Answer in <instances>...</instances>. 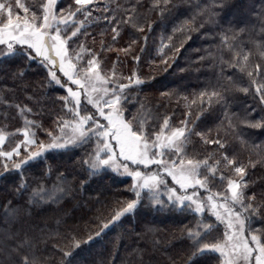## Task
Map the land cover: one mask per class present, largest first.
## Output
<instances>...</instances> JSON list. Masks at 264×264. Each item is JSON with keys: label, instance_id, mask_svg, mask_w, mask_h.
I'll use <instances>...</instances> for the list:
<instances>
[{"label": "trees", "instance_id": "16d2710c", "mask_svg": "<svg viewBox=\"0 0 264 264\" xmlns=\"http://www.w3.org/2000/svg\"><path fill=\"white\" fill-rule=\"evenodd\" d=\"M22 2L30 8V17L41 0ZM117 4L119 11H115ZM69 5H74V0H58L56 11ZM90 7L93 17L84 25L86 34L74 38L71 46L73 63L86 67V61L92 59L85 53L83 60H75L76 52H85L79 47L83 44L95 54L98 70L105 77L133 85L125 92V120L131 121L135 116L138 121H145V128L158 132L165 118L178 127L186 115L190 114L191 121H197L199 116L195 132L210 141L220 140L225 146L221 149L192 135L184 159H207L209 165L217 168V176L224 175V180L209 176L208 187L212 193L225 195H230L226 191L228 180L240 179L234 168L245 167V202L254 197L251 202L255 211L243 213L250 217L244 235L255 234L264 243V105L256 98L247 76L248 71L255 76L256 65H260L261 74L255 78L258 84L264 83V47L256 46L264 45V35L259 34L264 27V0H168L167 4L164 0H97ZM105 8L109 11L104 12ZM14 15L25 18L22 9L14 8ZM104 15L132 20L121 22L117 34L112 30L113 24L104 22ZM77 19L84 17L78 15ZM3 20L4 14H0V22ZM242 28L245 32L240 34V40L243 51L249 54L247 62L222 43L224 37L234 43L231 37ZM71 30L69 26L68 31ZM6 52L7 48L0 45V134L6 137L2 149L21 144L26 128L38 140L48 143L47 133L55 131L57 119L71 118L62 99L68 95L67 87L61 86L66 80L62 78L60 85L52 81L48 63L42 62L41 57L33 58L35 53L27 46L17 45L13 55H5ZM234 57L244 67L243 72L230 66ZM135 79L144 83L134 85ZM220 84L229 88L225 96L235 128L229 127L226 119L222 124L224 110L214 102L215 98L211 106L200 105L199 93L218 90L214 86ZM244 87L250 88L249 94L239 91ZM193 100L197 103L193 104ZM17 105L31 111L21 112ZM81 107L88 110L82 115L94 111L83 100ZM245 120L260 122L262 127H248ZM95 147L93 138L79 147L48 153L46 158L19 170L13 165L36 147L24 148L21 144L19 156L0 157V264H22L24 257L29 264H222L217 252L196 254L197 248L186 230L203 232L204 224H214L200 241L199 247H203L222 238L224 225L216 222L208 210L196 213L189 209L187 201L183 207L169 201L168 189L176 187V195H190L193 189L185 193L167 175L166 184L160 186L158 193L142 191L133 213L85 243L89 236H95L101 223L108 222L117 210L136 199L129 175L121 176L107 168L92 172L83 164ZM225 155L235 163L228 165ZM133 166L131 170L137 167ZM140 170L149 171L142 166ZM206 174L207 170L201 169V178ZM41 186L46 190L45 202L33 203L37 198L32 192ZM60 187L66 192L60 193ZM195 191L200 198L209 194L200 188ZM52 194L54 200L48 198ZM154 196L163 204H156ZM76 244L80 247L76 248ZM64 252L72 255L64 257Z\"/></svg>", "mask_w": 264, "mask_h": 264}, {"label": "snow or ice", "instance_id": "6c2138e0", "mask_svg": "<svg viewBox=\"0 0 264 264\" xmlns=\"http://www.w3.org/2000/svg\"><path fill=\"white\" fill-rule=\"evenodd\" d=\"M96 3L97 0H74V5H69L67 9H61L57 12L58 0H41L39 8L31 11L29 17L30 8L22 0H11V2L0 0V14H4V20L0 22V45L7 48L5 55L15 54L17 45L27 46L28 49L34 50L35 56L33 58L41 57L42 62H48L49 76L52 81L60 85L62 77H66L65 84L61 86L67 87V84L70 83L77 89L73 90V87H67L68 95L62 99L65 101V108L71 114V118L60 117L57 119L55 131L47 133L48 143L38 140L36 134L27 128L23 131L22 134L26 139L21 144L36 147L37 150L30 151L19 163L13 165V169L19 170L30 162L40 161L41 158H46L48 153L73 149L87 144L94 138L96 147L92 153H89V158L85 159L83 164L92 172L99 171L101 168H113L116 171L122 168L124 173L134 180L132 189L136 199L117 210L108 222L101 223L99 231L95 233V236H89L85 243L100 237L112 224L125 215L133 213L140 202L142 191L148 190L152 193H158L160 186L166 184L164 176L167 175L171 177L174 185H178L185 193L188 192V189H193L190 195H176L177 189L172 187L168 189L169 201L182 207L187 201L189 202L187 205L189 209L196 213H204L208 210L216 222L224 225L225 230L222 238L216 243L205 244L203 247H199L201 239L204 235L209 234L215 225L204 224L203 232L193 231L191 228L186 230L188 238L193 240V246L197 248L196 254L217 252L223 257L222 264H264V243H261L260 238L255 234L244 235L245 225L250 217H245L243 213L250 210L255 211L251 202L254 197L248 198V202H245L244 189L247 187L244 182L245 167L236 166L234 168V172L239 174L240 179L239 181L228 180L226 191L230 195H225L224 192L212 193L208 187L209 176L224 180V175L217 176V168L209 165L207 159L203 161L184 159L185 149L191 143L192 135L200 136L205 143H215L221 149L225 146L220 140L210 141L202 133L195 132V125L200 117L197 116V121H191L188 118L190 114H188L180 122L181 126L178 127H174L170 123V118H165L158 132L154 128H145V121H138L135 116L131 121L125 120L122 118L123 104L128 101L125 92L133 85L116 83L112 78L102 76L98 70L99 63L95 59V54L90 49H86L83 44L79 47L85 49V52H76L75 60H83L85 53L92 59L86 61V67L73 63V56L70 53L74 38L86 34L84 25L93 17V8L90 6ZM164 3L167 4L168 0H164ZM14 8L22 9L25 13L22 22L19 16H17L16 21H13ZM119 8L120 6L117 4L115 11H119ZM103 11L108 12L109 10L105 8ZM78 15H82L84 19L78 20ZM103 20L113 24L112 30L118 34L119 24L131 22L132 17L121 21L115 15H104ZM69 26L72 28L70 32L68 31ZM139 30L142 31L143 29L140 28ZM243 32L245 29L242 28L233 34L231 41L234 43H230L228 37L222 38V43L227 44L230 50L237 56H242V60L247 62L249 54L243 51V41L240 40V34ZM259 34L264 35V27L260 28ZM115 39L116 36H113V40ZM256 46L258 48L264 47L261 44ZM236 49H240V51L236 52ZM261 55L264 56V52H261ZM230 66L237 67L241 72L245 70L235 60V57ZM260 67V65H256L255 76L252 71H248L247 76L254 88L256 98L261 105H264V83L258 84L255 78L261 74ZM57 73L62 74V76H58ZM228 80L231 82V77ZM142 83L144 82L140 79H135L133 82L134 85H141ZM109 84L112 85L111 88L108 87ZM214 87L218 90H213L210 93L207 91L199 93L200 105L208 104L211 106L213 98H215L214 102L221 105L224 110L222 124L226 119L229 121V127L235 128V125L231 123L233 117L228 114L225 96L229 88L222 84ZM239 91L247 95L250 88L244 87ZM81 93H83V103L91 105L94 109L91 113L81 114L88 111L81 107ZM185 99L187 98L185 97ZM192 103L196 104L197 101L193 100ZM17 107L21 112L31 111V109L20 108L19 105ZM29 123L39 127L34 122ZM243 123L252 128L262 127L260 122L252 123L245 120ZM5 139V136L0 134V144H3ZM21 144H17L11 151H0V157L11 159L14 155L19 156ZM224 159L227 160L228 165L235 163L233 160H228L226 155ZM128 162L136 165V169L131 170ZM216 163L219 164V161ZM141 166L144 169H149V171H141ZM152 166H155L154 170H151ZM251 166L255 167L254 164ZM4 167L7 169V164ZM201 169H206L208 173L203 178H201ZM20 187L26 188V185ZM197 188L204 189L209 194L200 198L198 192L195 191ZM58 191L63 194L66 189L60 187ZM45 192L43 186L34 190L32 196L37 199L32 202H45ZM48 198L54 200L56 197L55 194H52ZM155 202L156 204H163V201L159 199H155ZM236 206H239L243 211L237 210ZM253 245H258V247ZM75 247L79 248L80 244H76ZM63 255L70 257L72 252H64ZM22 264H29L27 257L22 259Z\"/></svg>", "mask_w": 264, "mask_h": 264}, {"label": "rangeland", "instance_id": "374dc122", "mask_svg": "<svg viewBox=\"0 0 264 264\" xmlns=\"http://www.w3.org/2000/svg\"><path fill=\"white\" fill-rule=\"evenodd\" d=\"M19 16V15H18ZM16 19H17V15H14L13 16V21H16ZM19 19L21 20V22L24 20V18H22V16H19ZM34 51V50H33ZM48 63V62H47ZM66 67H67V65H66ZM100 71V70H99ZM101 73V72H100ZM60 74V73H59ZM61 76H62V74H60ZM101 75L102 76H104L102 73H101ZM105 77V76H104ZM62 78H64V80H66L67 78L66 77H62ZM74 78H80V77H74ZM68 86L67 87H73V90H77L76 89V87L75 86H73V85H71L70 83L69 84H67ZM108 87H109V85H108ZM81 99L83 100V93H81ZM91 106V105H90ZM92 107V106H91ZM102 122H104V121H102ZM104 123H106V122H104ZM2 135H4V134H2ZM5 136V135H4ZM6 138V137H5ZM26 138H25V136H24V138H23V141L25 140ZM6 140V139H5ZM23 145V144H22ZM24 146V145H23ZM28 146H24V148H27ZM3 147H2V144H0V151H11L12 150V148H14V147H12V148H8V149H2ZM25 151H26V149H25ZM129 163V168H133L134 166L130 163V162H128ZM107 169H109L111 172H114V173H116V174H119V175H121V176H125V175H128V174H126V173H124V171H123V169L121 168L119 171H116V170H114L113 168H107ZM135 170V169H134ZM169 179L171 180V177H169ZM131 180H132V182H133V184H134V180H133V178H131ZM254 247H258V245H253ZM222 260H223V257H222Z\"/></svg>", "mask_w": 264, "mask_h": 264}]
</instances>
